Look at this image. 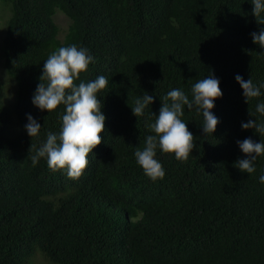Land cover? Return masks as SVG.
<instances>
[{
    "label": "trees",
    "instance_id": "16d2710c",
    "mask_svg": "<svg viewBox=\"0 0 264 264\" xmlns=\"http://www.w3.org/2000/svg\"><path fill=\"white\" fill-rule=\"evenodd\" d=\"M57 9L68 19L61 35ZM5 10L0 264H32L31 254L54 264H264V157L255 173L234 167L248 158L238 140L264 142L241 127L255 119L249 108L255 113L264 102V88L249 105L235 79L264 84V48L251 36L264 25L251 0H0V17ZM72 44L94 57L77 84L100 75L108 81L98 94L103 142L78 179L50 170L45 158L36 166L28 158L32 143L39 147L60 130L64 107L49 113L33 97L49 54ZM210 72L223 92L212 110L215 133L207 136L202 114L185 106L196 148L186 162L158 149L165 177L151 180L134 153L154 134L148 125L160 98L172 89L191 98L192 85ZM145 92L154 103L137 118L131 106ZM28 115L42 126L33 139Z\"/></svg>",
    "mask_w": 264,
    "mask_h": 264
},
{
    "label": "clouds",
    "instance_id": "9594fccd",
    "mask_svg": "<svg viewBox=\"0 0 264 264\" xmlns=\"http://www.w3.org/2000/svg\"><path fill=\"white\" fill-rule=\"evenodd\" d=\"M252 14L257 23L264 25V0H251ZM253 42L264 48V28L251 33ZM94 57L88 49L72 44L61 46L52 51L43 66V74L33 97V104L49 113L56 111L60 106L64 112L60 115V130L58 133L49 131L46 141L39 147L31 144L29 153L32 155V165L36 166L41 158L46 159L47 166L52 171L63 170L69 179H78L88 166V156L99 146L103 140L101 134L105 131L106 117L102 112L103 104L98 94L105 90L108 81L100 75L96 79L83 82L82 73L89 70ZM236 81L243 89L245 102H250L261 96V88L252 79L245 81L242 76L236 75ZM223 96L220 81L212 72L203 79L195 82L191 87V98L180 89H172L161 97L162 107L159 115H155V122L148 125L153 135H148L143 141L142 148L138 147L134 153L137 164L143 169L145 175L156 181L165 177L162 163L157 159V150L165 154H174L178 161L186 162L189 155L196 148L194 135L184 122L185 106L188 110H195L202 114V129L205 134L213 135L219 124L214 115L215 100ZM154 103L152 95L145 94L134 100L131 106L133 114L139 118L144 115L145 109ZM264 102L258 103L253 113L249 108L250 117L246 123L242 122L244 130L254 129L257 134L264 137ZM25 129L33 139L39 136L42 126L31 115L27 117ZM241 151L247 159H238L234 167L241 172L255 173V162L258 157H264V142L257 143L252 138L238 140ZM264 183V175L259 177Z\"/></svg>",
    "mask_w": 264,
    "mask_h": 264
},
{
    "label": "rangeland",
    "instance_id": "374dc122",
    "mask_svg": "<svg viewBox=\"0 0 264 264\" xmlns=\"http://www.w3.org/2000/svg\"><path fill=\"white\" fill-rule=\"evenodd\" d=\"M1 7L3 8L4 6L2 5ZM5 13H6V10L3 13H1V17H0V34H2V30H3V19L5 17V15H4ZM55 13L56 14L54 17H55L57 24L59 25V31H60V35H61L65 31V29L67 28L68 19L65 16V14H63L62 12L59 11V9H57ZM4 28H5V25H4ZM3 35H4V33H3ZM3 35L2 36L0 35V42H1ZM3 70L4 69H3V65H2V60L0 58V76L1 77L4 76ZM7 90H8V93L10 94L11 90H12L11 85L8 86ZM10 97L11 96L9 95L8 98H10ZM37 250L38 251H36V252L41 254V252L39 251L38 248H37ZM34 255H35V257H34ZM34 255L31 254V256L29 257L30 258L29 261L32 264H36V263L37 264H54V263L50 262L48 259H47L48 261L47 260L45 261L39 254H34ZM33 258L36 260V262L33 260Z\"/></svg>",
    "mask_w": 264,
    "mask_h": 264
}]
</instances>
